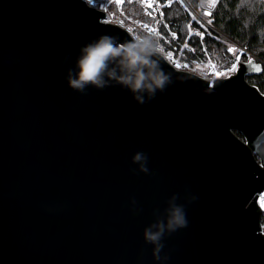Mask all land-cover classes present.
<instances>
[{
	"label": "water",
	"instance_id": "obj_1",
	"mask_svg": "<svg viewBox=\"0 0 264 264\" xmlns=\"http://www.w3.org/2000/svg\"><path fill=\"white\" fill-rule=\"evenodd\" d=\"M107 15L0 0V264H156L143 228L185 189L197 199L164 238L168 264H264V94L247 79L263 65L210 82L162 56L173 83L145 103L115 84L82 94L65 78L80 46L132 38Z\"/></svg>",
	"mask_w": 264,
	"mask_h": 264
},
{
	"label": "clouds",
	"instance_id": "obj_2",
	"mask_svg": "<svg viewBox=\"0 0 264 264\" xmlns=\"http://www.w3.org/2000/svg\"><path fill=\"white\" fill-rule=\"evenodd\" d=\"M84 2L91 3V0ZM256 32L260 36L258 44L264 45V26L258 27ZM162 56L163 48L154 34L132 33L131 39L122 41L116 35L101 33L80 46L74 66L67 69L65 78L71 89L82 94L89 87L102 90L119 85L142 104L173 83L171 74L162 66ZM131 161L139 171L149 173L146 152L135 151ZM196 199L195 194L185 189L183 203L172 193L162 214L153 210L155 219L144 226L142 236L144 243L151 245V256L156 264H168L170 257L163 251L164 238L187 227L186 204ZM130 205L133 212L140 210L135 197L130 198Z\"/></svg>",
	"mask_w": 264,
	"mask_h": 264
},
{
	"label": "trees",
	"instance_id": "obj_3",
	"mask_svg": "<svg viewBox=\"0 0 264 264\" xmlns=\"http://www.w3.org/2000/svg\"><path fill=\"white\" fill-rule=\"evenodd\" d=\"M185 1L201 16L203 15L201 6L204 0ZM160 2L163 5L167 24L177 34V41L188 42L201 53L205 47L219 67L229 64L238 53L235 46L224 35L245 45L264 58V45L258 44L260 36L256 32L258 27L264 26V0H218L212 14L205 16L208 21H211L209 24L214 29L204 24L199 18H193L190 9L186 7L183 0H160ZM137 3L132 0L124 1V13L130 17H139L140 12L142 14L140 9L142 6ZM138 11L139 13H137ZM160 29L169 35L163 23H160ZM196 31L203 32L204 35L200 36ZM171 47L168 46V48ZM230 47L236 51L229 52L228 48ZM247 79L264 94V73L248 75ZM236 133L241 136L238 131ZM262 221L264 223V215Z\"/></svg>",
	"mask_w": 264,
	"mask_h": 264
},
{
	"label": "built area",
	"instance_id": "obj_4",
	"mask_svg": "<svg viewBox=\"0 0 264 264\" xmlns=\"http://www.w3.org/2000/svg\"><path fill=\"white\" fill-rule=\"evenodd\" d=\"M137 1L143 6L146 14L151 17H154L156 20V24L153 27H151L149 30H148V27H146L147 29L145 28V26L147 25H144L143 23H141V26L144 27L146 30H148L151 34L155 35L156 39L159 41L161 47L163 48V56L177 69L194 72L210 80V82H213L214 79L216 78L229 77L230 75L235 74L236 72L230 71L233 63H237V62L242 63L244 61H250L253 59L254 62L260 63L264 67L263 57L256 54L255 52L250 50L245 45L240 44L239 42L225 35L224 37L228 41H230V43L233 46H235V48L238 50V53L231 60L229 64L219 67L216 61L214 60V58L211 57L210 53L206 50L205 47L201 50L203 52L201 53V52H198L192 44L188 42L180 43L177 41V37L173 38L172 33L174 32L170 29L169 25L167 24L164 18L163 8H162V4L160 0H152L151 6H148L145 0H137ZM106 2L107 0H91V3L89 4L107 11L106 5L108 4ZM191 9L201 21H203L208 26L214 29V27L211 24L203 20L204 18L198 12H196L192 7ZM105 20L108 22L119 23L120 25L127 28L128 30L131 29L130 26L126 25L121 20L115 19L112 15L110 16L109 13ZM134 22L136 21L134 20ZM160 23H163L166 26V29L169 35H166L164 32L161 31ZM196 32L199 35L200 33H203L200 31H196ZM203 35H200V36H203ZM168 46H172V47L168 48ZM217 72H220L221 75L217 76L216 75ZM257 194H258L257 201L260 204L263 210V215H264V190ZM260 229H261V232L264 234L263 221H261Z\"/></svg>",
	"mask_w": 264,
	"mask_h": 264
},
{
	"label": "rangeland",
	"instance_id": "obj_5",
	"mask_svg": "<svg viewBox=\"0 0 264 264\" xmlns=\"http://www.w3.org/2000/svg\"><path fill=\"white\" fill-rule=\"evenodd\" d=\"M124 1L130 2V0H120V2H117V0H107L106 3L108 5H106V8H107V12L109 13V15L110 16L112 15L115 19L121 20L126 25L130 26L132 29V31H131L132 33L151 34L148 30L156 24L155 18L147 15L145 12V9L137 0H132V1H134L136 3L138 2L142 6V8H140L142 10V14L140 12L139 17L138 16H135V17L127 16L126 13H124V11H123V9H124L123 2ZM183 2L186 5V7H188L190 9V12L192 13L193 18H196L197 15L193 12V10L189 6V4L185 0H183ZM217 3H218V0H204L203 5L201 6V9H202L201 13H203L202 17L204 19H206L205 16H210V15H207L206 13L212 14V12L215 10V8L217 6ZM161 4H162V2H161ZM137 13H139V11ZM134 20L138 23L134 22ZM141 23H143L144 25H147V26H145V28L148 27V30H146L147 28L145 29L144 27H142ZM204 24H206V23H204Z\"/></svg>",
	"mask_w": 264,
	"mask_h": 264
},
{
	"label": "snow or ice",
	"instance_id": "obj_6",
	"mask_svg": "<svg viewBox=\"0 0 264 264\" xmlns=\"http://www.w3.org/2000/svg\"><path fill=\"white\" fill-rule=\"evenodd\" d=\"M117 2H120V0H117ZM145 2L148 4V6H151L152 0H145ZM206 14H207V15H211V13H206ZM208 23H211V21H208ZM176 35H177L176 33H172L173 38H176ZM200 35H203V33H200ZM228 51H229V52H233V51H236V49L230 47V48H228ZM240 67H241V65H240L239 62H237V63H233V65H232L230 71L237 72V71H239ZM256 70H257V71H260V68L257 67ZM216 75H217V76H220L221 73H220V72H217Z\"/></svg>",
	"mask_w": 264,
	"mask_h": 264
}]
</instances>
